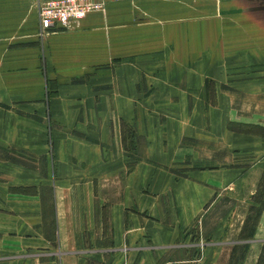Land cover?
Listing matches in <instances>:
<instances>
[{"label": "crops", "instance_id": "1", "mask_svg": "<svg viewBox=\"0 0 264 264\" xmlns=\"http://www.w3.org/2000/svg\"><path fill=\"white\" fill-rule=\"evenodd\" d=\"M119 1L41 39L46 101L33 0H0V264H264V131L231 126L264 128V4L209 57L212 104L160 81L145 105L162 52L96 68L130 46Z\"/></svg>", "mask_w": 264, "mask_h": 264}, {"label": "rangeland", "instance_id": "2", "mask_svg": "<svg viewBox=\"0 0 264 264\" xmlns=\"http://www.w3.org/2000/svg\"><path fill=\"white\" fill-rule=\"evenodd\" d=\"M119 2H125L128 7L127 12H133L135 21H138L133 23L134 31L127 43L130 46L124 49L120 56L111 58L96 68H107L111 63L120 64L136 57L140 59L141 56L152 58L155 52H162L166 56L163 68L152 69L147 77L148 82L140 84L142 87H140L138 98L142 97L149 101L145 102V105L157 102L159 97L157 83L160 81H166L167 85H202L201 97L205 100V104H212L215 99L213 88L215 83L209 79V57H213L214 64L217 66L221 63L223 55L221 53L227 49L228 43L231 46L230 49L233 45L237 46V37H231L227 30L230 29L231 33L236 35L237 32L234 31L236 27L232 25L231 18L235 13L243 12L236 10L241 3L264 4V0H150L149 2L148 0H121ZM105 9L97 13L102 15ZM245 12H251V10H245ZM66 28L68 25L56 26L41 37L37 26L35 33V37L37 36L35 44L39 50L41 49L39 69L42 71L40 75L43 78V97L46 101L56 96L57 81L47 78L42 52L45 44L41 42V39L47 34ZM162 59L159 56L155 57L151 63L161 62ZM175 62L182 65V73L170 72ZM221 71L222 64L218 74L220 81L218 85H223L222 77L227 82L232 80L228 78L230 75ZM184 77L187 78V84L186 81L183 82ZM247 77L251 76L247 75ZM31 79L33 75L30 73L22 75V81ZM231 126L236 129L264 131L263 127L253 125L231 123ZM122 128L125 145L129 131L127 128Z\"/></svg>", "mask_w": 264, "mask_h": 264}, {"label": "built area", "instance_id": "3", "mask_svg": "<svg viewBox=\"0 0 264 264\" xmlns=\"http://www.w3.org/2000/svg\"><path fill=\"white\" fill-rule=\"evenodd\" d=\"M110 1L115 0H34L39 35L75 23L90 12L103 11Z\"/></svg>", "mask_w": 264, "mask_h": 264}]
</instances>
